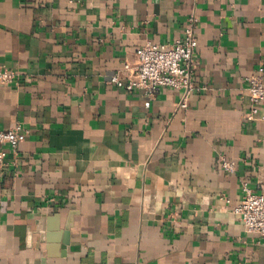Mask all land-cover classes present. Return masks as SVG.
<instances>
[{"label": "crops", "instance_id": "0c3cea01", "mask_svg": "<svg viewBox=\"0 0 264 264\" xmlns=\"http://www.w3.org/2000/svg\"><path fill=\"white\" fill-rule=\"evenodd\" d=\"M191 15L188 109L109 84ZM0 66L22 77L0 86V130L26 132L0 166V264H264L233 214L244 185L264 191L246 82L264 78V0H0Z\"/></svg>", "mask_w": 264, "mask_h": 264}, {"label": "built area", "instance_id": "2783aa9c", "mask_svg": "<svg viewBox=\"0 0 264 264\" xmlns=\"http://www.w3.org/2000/svg\"><path fill=\"white\" fill-rule=\"evenodd\" d=\"M197 28L198 18L191 15L184 26L182 37L172 44L159 45L147 41L136 51L135 63H126L111 76L109 84L125 93L141 92L149 99H153L165 88L180 91L182 98L179 108L188 109L193 93L203 88L193 82L198 48ZM246 82L252 103L251 118L256 119L262 111L264 120V78L253 76L246 79ZM21 84L19 73L0 66V86L19 87ZM25 138L26 132L21 125L0 130V166L5 164L10 152L17 153ZM222 169L226 173H234L235 164L223 160ZM242 190L243 198L233 208V214L246 232L257 236L258 243L264 246V191L256 193L247 185Z\"/></svg>", "mask_w": 264, "mask_h": 264}]
</instances>
